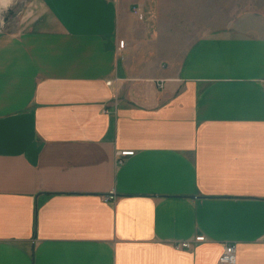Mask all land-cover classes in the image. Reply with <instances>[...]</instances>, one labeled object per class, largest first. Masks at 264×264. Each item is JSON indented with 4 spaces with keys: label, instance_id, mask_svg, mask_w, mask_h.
Listing matches in <instances>:
<instances>
[{
    "label": "crops",
    "instance_id": "0c3cea01",
    "mask_svg": "<svg viewBox=\"0 0 264 264\" xmlns=\"http://www.w3.org/2000/svg\"><path fill=\"white\" fill-rule=\"evenodd\" d=\"M146 14L32 0L0 32V264H264V14L176 58Z\"/></svg>",
    "mask_w": 264,
    "mask_h": 264
},
{
    "label": "rangeland",
    "instance_id": "374dc122",
    "mask_svg": "<svg viewBox=\"0 0 264 264\" xmlns=\"http://www.w3.org/2000/svg\"><path fill=\"white\" fill-rule=\"evenodd\" d=\"M32 0H0V32L17 28L18 18ZM147 8L148 21L155 30H175L177 50H162L163 57H179L200 33L224 26L232 17L243 12L264 14V0H135ZM152 19V20H150ZM152 29V28H151ZM153 30V29H152Z\"/></svg>",
    "mask_w": 264,
    "mask_h": 264
},
{
    "label": "built area",
    "instance_id": "2783aa9c",
    "mask_svg": "<svg viewBox=\"0 0 264 264\" xmlns=\"http://www.w3.org/2000/svg\"><path fill=\"white\" fill-rule=\"evenodd\" d=\"M132 13L137 16L138 19H143V16L141 14V12L139 11V9L137 7L132 8ZM125 46V42L124 40H120L118 42V48L119 49H123ZM108 84H110V82H107ZM161 85V83H160ZM119 157H124V156H130L133 155L132 151H124V152H120ZM120 161V159H118ZM204 236H196L194 241L195 242H202L204 241ZM177 248H183V249H188L191 247V244L189 242H183L180 244L176 245ZM217 264H236V250H235V245L232 243H228L225 244L224 246V250L221 253Z\"/></svg>",
    "mask_w": 264,
    "mask_h": 264
},
{
    "label": "bare ground",
    "instance_id": "6f19581e",
    "mask_svg": "<svg viewBox=\"0 0 264 264\" xmlns=\"http://www.w3.org/2000/svg\"><path fill=\"white\" fill-rule=\"evenodd\" d=\"M8 1H9V0H1V4H2V6L7 5Z\"/></svg>",
    "mask_w": 264,
    "mask_h": 264
}]
</instances>
